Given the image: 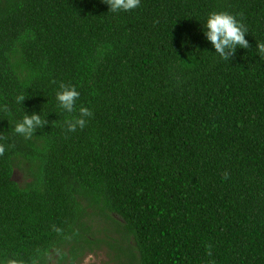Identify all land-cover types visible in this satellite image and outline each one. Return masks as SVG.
<instances>
[{
	"label": "trees",
	"instance_id": "obj_1",
	"mask_svg": "<svg viewBox=\"0 0 264 264\" xmlns=\"http://www.w3.org/2000/svg\"><path fill=\"white\" fill-rule=\"evenodd\" d=\"M213 11L247 30L229 61L201 32ZM259 45L264 0H0V264H264Z\"/></svg>",
	"mask_w": 264,
	"mask_h": 264
},
{
	"label": "clouds",
	"instance_id": "obj_2",
	"mask_svg": "<svg viewBox=\"0 0 264 264\" xmlns=\"http://www.w3.org/2000/svg\"><path fill=\"white\" fill-rule=\"evenodd\" d=\"M141 0H104L108 9L113 13L129 11L139 7ZM201 25V24H200ZM201 32L207 42L221 59L229 61L236 53L237 49H247L248 41L245 39L247 30L235 16L226 11L210 12L201 25ZM187 43V41H184ZM261 52H264V45L258 46ZM79 92L71 85L61 84L59 91L56 92V100L59 107L67 113H73L75 110L76 99ZM24 96H18L17 102L22 103ZM92 113L85 107L79 108V115L65 120L68 131H75L77 127L85 126V117ZM42 120L39 113H25L23 117L14 124L15 133L30 138L37 127L42 126ZM4 148L0 146V154Z\"/></svg>",
	"mask_w": 264,
	"mask_h": 264
},
{
	"label": "rangeland",
	"instance_id": "obj_3",
	"mask_svg": "<svg viewBox=\"0 0 264 264\" xmlns=\"http://www.w3.org/2000/svg\"><path fill=\"white\" fill-rule=\"evenodd\" d=\"M14 179L19 183L23 182V177L18 172L14 174ZM78 264H112V263L108 251L106 249H102L93 253L86 254L85 257L81 259Z\"/></svg>",
	"mask_w": 264,
	"mask_h": 264
}]
</instances>
